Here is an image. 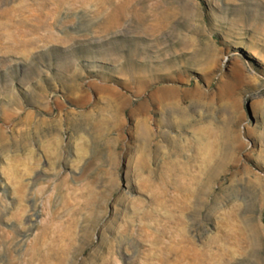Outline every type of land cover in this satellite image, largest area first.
I'll return each mask as SVG.
<instances>
[{"label": "rangeland", "instance_id": "374dc122", "mask_svg": "<svg viewBox=\"0 0 264 264\" xmlns=\"http://www.w3.org/2000/svg\"><path fill=\"white\" fill-rule=\"evenodd\" d=\"M0 264H264V0H0Z\"/></svg>", "mask_w": 264, "mask_h": 264}, {"label": "bare ground", "instance_id": "6f19581e", "mask_svg": "<svg viewBox=\"0 0 264 264\" xmlns=\"http://www.w3.org/2000/svg\"><path fill=\"white\" fill-rule=\"evenodd\" d=\"M165 97V96H164ZM171 106V105H170ZM216 170V169H215ZM198 172V171H197ZM190 177H191V174H190ZM197 178V177H196ZM192 181V180H191Z\"/></svg>", "mask_w": 264, "mask_h": 264}]
</instances>
